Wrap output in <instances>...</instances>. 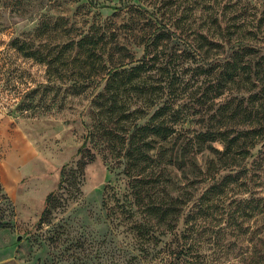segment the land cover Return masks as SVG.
I'll return each instance as SVG.
<instances>
[{
	"label": "trees",
	"instance_id": "obj_1",
	"mask_svg": "<svg viewBox=\"0 0 264 264\" xmlns=\"http://www.w3.org/2000/svg\"><path fill=\"white\" fill-rule=\"evenodd\" d=\"M118 1L113 8H125L122 24L106 17L81 28L62 16L40 13L42 0H27L31 8L15 0L11 8L15 14L26 17L36 11L39 19L31 30L12 37L5 51L35 60L46 75L45 83L27 85L23 96L15 91L20 98L15 109L32 110L39 90L43 94L65 82L71 94H79L102 75L103 85L90 100L96 132L109 144L114 139L121 143L118 146L115 140L111 148L124 158L132 196L145 214L169 230L176 229L182 218L186 201L170 194L178 185L169 177V166L181 172L191 189L206 184L197 211L183 216L185 226L175 254L183 260L179 264H208L193 237L199 213L212 205L206 200L229 191L234 196L226 204L234 203L232 208H224L212 229L213 240L226 254L232 244L222 241L232 228L238 241L244 238L238 220L264 211V195L258 192L264 178V0ZM132 42L141 47L139 57L128 47ZM176 42H183L192 55H214V60L223 55L225 63L207 89L210 96L240 85L249 92L247 98L237 101L233 96L217 107L212 103L205 113L191 111L193 105L183 101L165 54ZM4 69L9 72V64H3L1 72ZM207 93L200 98L205 100ZM198 153H205L206 159L201 161ZM134 227L147 232L138 223ZM250 261L264 264V249L256 247Z\"/></svg>",
	"mask_w": 264,
	"mask_h": 264
},
{
	"label": "rangeland",
	"instance_id": "obj_2",
	"mask_svg": "<svg viewBox=\"0 0 264 264\" xmlns=\"http://www.w3.org/2000/svg\"><path fill=\"white\" fill-rule=\"evenodd\" d=\"M14 2L0 0V23L4 27L0 32V264L181 263L183 260L176 259L175 247L182 238V219L187 212L197 211L206 184L199 183L191 189L181 172L169 166V177L176 179L178 185L170 194L186 201L182 218L176 229L169 230L145 214L132 196L123 171L124 158L111 148L116 139L109 144L104 135L96 132V115L90 100L103 85L102 75L95 76L79 94H71L65 82L43 94L39 90L32 110L15 109L19 94L23 96L27 85L45 83L46 75L45 67L35 60L5 51L12 37L31 30L39 19L36 11L26 17L15 14L11 10ZM23 2L31 8L27 0ZM41 3L40 13L62 16L81 28L106 17L122 24L126 15L125 8L114 10L113 5H120L118 0ZM128 47L136 57L142 54L134 42ZM165 54L183 101L193 105L191 111L205 113L212 103L217 107L230 97L236 96L240 101L249 95L240 85L214 98L207 93L213 76L225 63L222 54L218 60L212 59L214 55H192L183 42L170 43ZM3 64H9V72H1ZM204 93L205 100L200 98ZM198 156L201 161L206 159L205 153ZM156 192L161 193L159 188ZM258 192L264 195V178ZM231 193L206 200V205H212L196 219L199 227L193 234L194 247L208 264H253L250 256L254 249H264V211L239 218L244 238L238 241L232 228L222 241L223 245L232 244L227 254L218 247L219 241L213 240L212 229L222 219L224 208L234 204L226 205L234 198ZM134 223L146 229V234Z\"/></svg>",
	"mask_w": 264,
	"mask_h": 264
}]
</instances>
